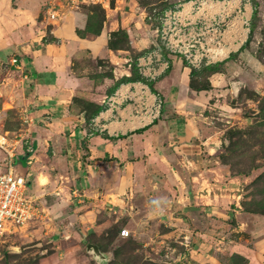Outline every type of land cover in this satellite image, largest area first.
<instances>
[{"label":"crops","instance_id":"obj_1","mask_svg":"<svg viewBox=\"0 0 264 264\" xmlns=\"http://www.w3.org/2000/svg\"><path fill=\"white\" fill-rule=\"evenodd\" d=\"M9 1L0 0V61L11 65L14 95L8 98V83H1L0 123L9 125L6 111L17 108L11 130L21 139L16 151L7 150L15 153L18 172L19 160L25 164L20 173L44 210L36 223L52 237L60 264L99 262L87 245L96 243L101 249L108 241L116 247L127 238L119 233L123 227L143 247L158 237L162 242L172 239L164 256L168 264L222 263L236 248L226 239L244 179L220 158L221 129L211 112H195L203 91L192 87L193 69L175 58L166 76L152 83L169 101L153 121H142L134 109H108L105 104L133 79L138 56L156 42L145 7L137 0H114L109 8V0H86L100 2L106 12L101 31L88 36L79 31L88 16L79 8L52 26L34 15L46 0H16L17 7ZM120 29L127 32V43L111 48V34ZM243 48L232 55L245 58ZM9 49L14 51L7 56ZM229 58L225 64L232 65ZM85 59H106L111 74L102 75V64L98 68ZM175 60L180 74L167 79ZM78 99L102 108L94 114L79 106ZM7 150H0V172ZM158 199L164 201L162 210L152 203Z\"/></svg>","mask_w":264,"mask_h":264},{"label":"rangeland","instance_id":"obj_2","mask_svg":"<svg viewBox=\"0 0 264 264\" xmlns=\"http://www.w3.org/2000/svg\"><path fill=\"white\" fill-rule=\"evenodd\" d=\"M137 1L145 7L149 31L157 41L155 29L160 25L163 12L166 8L184 0ZM113 2L114 0H109L107 8ZM10 4L16 6V0L9 1ZM54 5L60 12L56 18L51 17L49 13V9ZM252 6L251 31L243 48L247 54L245 58L234 54L230 58L236 64L233 62L232 65L225 64L227 61L225 60L192 71V87L197 92L203 91L201 103L195 108V112H211L214 124L221 129L220 158L233 175L242 176L244 179L239 191L238 212L232 210L233 226L229 229L226 239L236 248L231 253H226L227 257L219 264H264V0H252ZM74 8H79L88 14L85 19V29L81 30L83 34L92 36L100 32L106 14L100 2L80 0L73 5L65 0H46L45 4L35 10L34 15L37 21L47 18L48 23L53 26L62 22L63 17ZM118 37L123 39V34L114 35L112 39L115 41ZM45 38L47 36L43 37ZM119 44L126 45V41L122 40ZM13 51V49L7 50L6 55H12ZM173 57V59H181L178 56ZM83 62L94 64L98 68L102 64L103 74H100H111L112 68L106 59H99L96 62L85 59ZM10 66L9 61H0V86L3 82L8 83L4 86L6 88L4 90L11 99L12 94L14 95V85L8 79ZM133 68L136 73V65ZM180 69V62L175 60L174 70L167 79H175L180 74ZM234 80L238 81V91L232 87ZM160 95L166 107L169 103L168 95ZM76 101L79 106L93 110L85 100ZM2 105L0 98V109ZM6 112H10L11 122L9 125L0 123V132L9 138L7 148H15L16 151L21 135L12 131L11 126H14L15 121L18 120V115L15 113L18 110L14 107ZM1 149L3 148L0 147ZM17 165L19 172H22L25 166L23 160L20 159ZM113 233L114 231L107 237L110 238ZM51 239L52 237L42 231L41 225L37 223L23 228L19 233L6 237L2 244L3 258L0 264H60L63 261L54 256V243ZM161 240L162 238L158 237L155 242L152 241V245L146 247L142 246L134 234L120 240L116 247L109 246L108 241H105L103 249L110 252L109 259L106 263L93 260V264H168L167 258L164 257L165 250L169 249V244L174 245L171 242L173 240L167 239L166 242Z\"/></svg>","mask_w":264,"mask_h":264},{"label":"built area","instance_id":"obj_3","mask_svg":"<svg viewBox=\"0 0 264 264\" xmlns=\"http://www.w3.org/2000/svg\"><path fill=\"white\" fill-rule=\"evenodd\" d=\"M73 5L80 0H65ZM50 16L60 15L56 5ZM252 0H184L165 9L157 27V41L137 58L139 78L131 79L107 97L108 109L136 110L142 121H153L163 108L160 93L152 83L164 77L172 67L173 56L183 59L192 69L223 62L247 42L252 23ZM13 63L18 58L12 59ZM96 126H101L97 119ZM102 128V127H100ZM9 138L0 132V147L7 150ZM32 150L31 143L28 149ZM0 172V261L6 237L35 224L44 215L42 206L29 191V180L18 172L9 150ZM122 237L131 236L127 227Z\"/></svg>","mask_w":264,"mask_h":264},{"label":"trees","instance_id":"obj_4","mask_svg":"<svg viewBox=\"0 0 264 264\" xmlns=\"http://www.w3.org/2000/svg\"><path fill=\"white\" fill-rule=\"evenodd\" d=\"M79 31H80V34H83V32H82L81 30H79ZM100 31H101V30H100ZM119 33H122V34H123V39L118 37L117 40L114 41V40L112 39L113 36H114V35L117 36ZM83 35H85V34H83ZM122 40H125L126 43H127V40H128V34H127V32H126L125 30L120 29V30H118V31L112 32L111 37H110V40H109V45H110L111 48H118L119 46H124V45H120V44H119L120 41H122ZM210 66H212V65H210ZM207 67H208V66H207ZM132 78H133V79L139 78L138 71H136L135 75H134ZM205 89H206V88H205ZM85 103H87V105H90V106L93 107V110H89V111L93 112L94 114L100 112V110H101V108H102L101 106L96 105V104H94V103H92V102L85 101ZM83 108L88 109V107H86V106H84ZM120 230H121V228H120ZM120 230H119V233H120ZM103 248H104V247L102 246L101 249L104 250Z\"/></svg>","mask_w":264,"mask_h":264},{"label":"water","instance_id":"obj_5","mask_svg":"<svg viewBox=\"0 0 264 264\" xmlns=\"http://www.w3.org/2000/svg\"><path fill=\"white\" fill-rule=\"evenodd\" d=\"M233 87H234V90L235 91H238V88H239L238 82H236V81L233 82ZM87 250L90 251V252H92L94 254L95 258L98 261L103 262V263H106V261L108 259V255L100 249V247H99L98 244H96V243H89L87 245Z\"/></svg>","mask_w":264,"mask_h":264},{"label":"clouds","instance_id":"obj_6","mask_svg":"<svg viewBox=\"0 0 264 264\" xmlns=\"http://www.w3.org/2000/svg\"><path fill=\"white\" fill-rule=\"evenodd\" d=\"M163 202H164L163 199H158V200H154L152 203L156 206L157 210H162L160 206Z\"/></svg>","mask_w":264,"mask_h":264}]
</instances>
